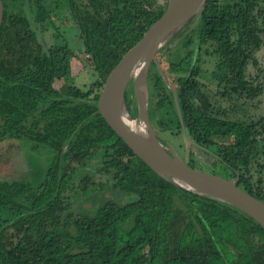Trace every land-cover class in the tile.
<instances>
[{
	"label": "trees",
	"instance_id": "1",
	"mask_svg": "<svg viewBox=\"0 0 264 264\" xmlns=\"http://www.w3.org/2000/svg\"><path fill=\"white\" fill-rule=\"evenodd\" d=\"M3 1L0 141L30 143L26 153L37 157L30 161L29 179L0 181V264H264V229L255 220L157 176L97 110L109 73L166 4L66 0L97 79L86 89L63 92L56 84L71 78V54L66 45L46 40L57 27L45 3L56 0ZM218 1L206 0L168 39L176 37L184 48L168 65L178 74L172 84L181 120L172 91L159 78L156 107L175 116L178 130L183 127L196 145L211 147L232 174L226 178L238 176L236 185L264 203V164L258 163L264 115L249 114L264 97V81L260 75L252 84L246 77L264 48V0H239L235 13L215 27L217 18L206 10ZM204 56L215 59L210 77L199 67ZM101 124L108 134L97 132ZM96 160L97 170L111 180L109 189L131 200L122 203L100 192L86 199L93 205L89 215L81 213L83 206L74 213L62 196L78 170ZM187 164L195 168L193 160ZM85 173L84 189L92 183Z\"/></svg>",
	"mask_w": 264,
	"mask_h": 264
},
{
	"label": "rangeland",
	"instance_id": "2",
	"mask_svg": "<svg viewBox=\"0 0 264 264\" xmlns=\"http://www.w3.org/2000/svg\"><path fill=\"white\" fill-rule=\"evenodd\" d=\"M155 2L157 6H163L167 3V0H155ZM238 2L239 0H219L215 5L209 4L207 6L206 11L208 16L217 18L216 22L214 23L215 27H218L219 22L223 21V17L227 18L231 16V14L235 13L236 10L233 8V5L237 4ZM45 6L51 14V20L53 24H55L57 27V34L53 39L49 37V34L52 32L49 31V33L46 34L47 42L52 43L53 41L54 43L61 46L66 45L67 51L70 52L72 58L71 78L65 82L58 81L56 85L58 89L63 92H66L70 87L78 88L80 90L86 89L97 79V74L94 72L89 56L83 51L80 33L77 29L75 21L70 14L68 2L66 0H56L54 2L52 1L45 3ZM29 29L30 28L26 26L23 28V31H27ZM178 51L180 53L184 51L182 43L178 41L176 37L167 40L156 55L155 63H153L150 68L148 74V111L149 118L152 122V128L157 133L158 137L160 136L163 138L165 143L171 146L177 155L186 163L193 160L195 168L198 170H202L206 173L216 174L225 178L232 177L231 172H229L223 165L218 163V160H216V155H214L211 147L207 148L204 147V145H196L191 139L188 138L184 128L181 129L182 132L178 130L175 116H170L167 114V111L159 110L156 107L158 106L157 103L160 100V94L158 90L160 88H157L156 86L158 78L164 81L171 91L175 92V87L172 83L175 79H177L178 74L171 72V70L168 69V65L172 60H174L173 57ZM256 59L258 63V65H256L257 67L249 65L246 72L247 80L252 84L255 83V81H257V79L261 76H263V79L260 81H264V48H262V50L256 54ZM214 63L215 59L212 56H204L202 58L199 67L201 68L202 73L207 77H210L211 73L214 72ZM201 81L207 83L209 88L215 91V86L212 82H208L202 78ZM127 89L128 90L125 97L126 108L128 112H133V105H135V102L131 92V84H129ZM172 95L174 97V94ZM249 114L251 116H255L257 114L264 115V97H261L259 99V103L251 108ZM163 119L166 123H168L167 126L163 125V123H159ZM98 130L99 131L97 132L99 134L106 135L109 133V130L105 124H101ZM187 139H189L191 142H189ZM218 140L215 141L221 142ZM101 142L102 140L99 141V143ZM29 146L30 143L25 145L22 141L17 140L3 139L0 141V181L17 182L23 181L25 179L27 180L29 177H31L29 164H31V159L37 156L26 153V150L29 149ZM34 162L37 163L36 161ZM258 163L264 164V156L258 159ZM70 166L74 167L76 165L71 164ZM98 168V161H92L90 162V166H87L83 170H78L76 175H74L73 180L62 196V200L65 203H69L72 212L76 213L78 208L83 206L81 213L89 215L90 210L93 209V205L90 202H87L86 199H95L94 196H97L96 194L100 192L106 191V195L109 198L116 199V201H120L122 203L131 200V197L128 198L126 196L120 195L116 191L109 189L111 185L110 178L105 174L100 173V171L97 170ZM40 170L41 168L38 165L37 171ZM87 171H89V176L91 177L90 179L92 183L87 182V187L84 189V174H86L85 172ZM253 171V173H257V169L255 170V168H253ZM100 202L101 200L99 203ZM95 203H97V201Z\"/></svg>",
	"mask_w": 264,
	"mask_h": 264
},
{
	"label": "water",
	"instance_id": "3",
	"mask_svg": "<svg viewBox=\"0 0 264 264\" xmlns=\"http://www.w3.org/2000/svg\"><path fill=\"white\" fill-rule=\"evenodd\" d=\"M205 2L206 0H167L161 17L109 73L97 100V110L116 136L157 176L183 190L225 202L251 217L264 229V203L236 185L238 176L228 179L189 166L171 146L159 140L149 118L148 74L155 63V57L173 34L202 11ZM4 16L5 5L0 0V32ZM137 71L139 74L135 75ZM129 84L137 108L136 113L134 110L131 112L136 115L134 119L128 116L125 102ZM172 92L181 120L176 93ZM129 121L139 124L142 131L133 130Z\"/></svg>",
	"mask_w": 264,
	"mask_h": 264
},
{
	"label": "bare ground",
	"instance_id": "4",
	"mask_svg": "<svg viewBox=\"0 0 264 264\" xmlns=\"http://www.w3.org/2000/svg\"><path fill=\"white\" fill-rule=\"evenodd\" d=\"M139 74V71L135 72V75ZM136 112H137V108H136ZM129 113V112H128ZM128 116L132 119H134V117L136 116H132L130 113L128 114ZM129 126L133 129V130H136V131H142V128L140 127L139 124H137L135 121H129Z\"/></svg>",
	"mask_w": 264,
	"mask_h": 264
},
{
	"label": "flooded vegetation",
	"instance_id": "5",
	"mask_svg": "<svg viewBox=\"0 0 264 264\" xmlns=\"http://www.w3.org/2000/svg\"><path fill=\"white\" fill-rule=\"evenodd\" d=\"M160 137V136H159ZM161 138V137H160ZM164 142H165V140L163 139V138H161ZM166 145H168V144H166Z\"/></svg>",
	"mask_w": 264,
	"mask_h": 264
}]
</instances>
